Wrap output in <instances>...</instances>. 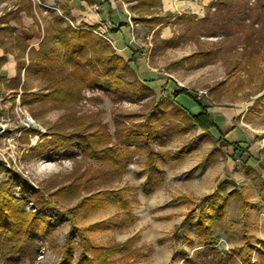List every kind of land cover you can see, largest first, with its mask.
Here are the masks:
<instances>
[{
	"label": "trees",
	"instance_id": "trees-1",
	"mask_svg": "<svg viewBox=\"0 0 264 264\" xmlns=\"http://www.w3.org/2000/svg\"><path fill=\"white\" fill-rule=\"evenodd\" d=\"M69 1V0H66ZM133 1V0H129ZM137 4L134 10L138 14L135 19L142 23L149 33L153 32L154 48L163 44L166 48L174 46L180 41H199L202 36L230 38L235 33H242L246 40V47L255 49V36L260 35L262 30H255V23L249 25V13L246 10L251 0H218L205 9V16L199 19L196 15H182L184 18L182 27L170 41H159V32L173 17L170 12H162L161 0H134ZM244 3V4H243ZM49 11L53 14L52 21L46 17L40 18V12ZM22 13L33 18L34 24L39 27L41 40L38 48L28 45L29 37L16 35L18 26H22ZM66 17V18H65ZM178 19L177 21H179ZM176 21V22H177ZM46 23V26L42 25ZM11 23H15L13 26ZM259 24V23H258ZM157 46V47H156ZM0 49L4 54H12L16 59V77L10 80L9 89L14 91V98L18 90H21V103L33 111L36 104H52L54 107L64 110H74L81 102L85 89L114 92L116 90L144 96H155L154 91L137 79L135 71L121 56L113 45L101 35L88 28L74 27L68 18V12L56 14L54 9H44L33 0H19L0 16ZM220 54L219 49L199 50L188 57L171 63L167 69H198L212 64L213 57ZM6 62V57L0 58V66ZM239 63H236L238 65ZM229 76L235 70V65L225 61ZM133 78V80H129ZM39 81L36 90L30 85V81ZM3 77L0 76V83ZM228 80L220 82L211 92L225 88ZM260 92V90H259ZM173 94L176 96L158 100L155 98L153 105L147 113L119 114L116 121L114 135L110 133L106 125L98 122L87 123L77 118L74 114L69 116V125H75L74 130L60 131L50 129L51 139L44 147H35V154L54 146L57 150L72 149L75 146L82 147V155L88 159L106 164L107 170L94 169L91 176L79 177L76 182L65 185L54 192L53 195L66 194L79 199L81 191L87 193L93 191L95 181L119 178L127 170V163L135 156L145 154V170L148 172L146 182L139 188H125L119 191L100 190L82 198L76 206L66 212V216L72 221V227L63 247L62 257L58 264H117V261H126V264H136V260L144 259L153 252L152 246L136 248L140 239V233L129 237L122 243L103 246L93 242L89 232H106L117 228L132 227L136 223L133 213V205H137L138 192L152 194L165 180V171L160 167V162L165 160V154L157 151L154 141L157 140L165 146V137L177 134H186L194 129H201L204 133L217 128L208 107L212 103L203 105L202 100L197 99L186 88H180ZM184 95L195 103L202 106L201 112L191 115L181 105L177 97ZM156 97V96H155ZM215 97V96H214ZM258 98L255 105L262 104V98ZM218 98V97H217ZM143 118L140 122L126 125V121ZM38 133V129L32 128L28 133ZM221 140V138H219ZM234 148L239 157L249 156L247 149L240 147L239 143L228 144ZM130 149L129 156L125 157V150ZM213 149L207 156L210 159ZM190 149H180V157L190 154ZM245 174L253 172L251 167H244ZM8 178L0 182V264H37L40 251V242L49 240L54 235V227L47 221L44 209L51 206V202L39 194L35 198L32 208L28 209L31 197L26 190L29 182L17 171L5 168L0 163V174ZM23 187L24 195L19 197L13 191L15 184ZM83 185H82V184ZM82 185V186H81ZM264 190V182H263ZM135 192V197L130 199L129 193ZM237 195L240 200L242 212L251 205L242 198L241 193L235 189L228 195H221L215 191L198 200L196 221L189 222L184 219L183 223L176 228L189 225L188 231L182 237V241L188 242L197 238L207 249L201 254L208 259L209 264H222L224 260L233 259L234 254H245L242 264H264V254L249 244L251 237L245 233V242L241 247H234L229 253L223 255L217 247V229L225 222L228 213L230 198ZM177 206L190 205L192 200L188 197H178ZM104 202L114 205L118 214L104 221H99L86 228H78L75 224V212L83 211L89 216L101 207ZM255 204V208H256ZM119 219L120 222H119ZM231 223L230 229L234 227ZM165 239H160L163 243ZM256 251L258 259L253 261L252 253ZM79 254V255H77ZM123 254L119 260L113 257ZM187 255H184V258ZM130 262V260H133ZM173 257L170 264L176 262Z\"/></svg>",
	"mask_w": 264,
	"mask_h": 264
},
{
	"label": "rangeland",
	"instance_id": "rangeland-1",
	"mask_svg": "<svg viewBox=\"0 0 264 264\" xmlns=\"http://www.w3.org/2000/svg\"><path fill=\"white\" fill-rule=\"evenodd\" d=\"M18 1L19 0H0V16L3 15L6 10L15 7ZM33 1L44 9L51 8L54 9L56 14H63L61 9L50 6L48 4L50 1L48 0ZM246 10L250 15L249 25L255 23L257 24L255 25V30H262L260 35L255 36V49L250 46L246 47V40L242 33H235L230 38H223L221 36H202L201 39L196 42L180 41L175 44L177 47H175L173 52L174 58L182 57L183 53H190L193 50L219 49L220 54L213 57L211 66L199 70L180 72L175 76V79L182 83L183 86L188 87L192 94L196 96L200 90L206 91L207 96L201 98L205 103H212V101H214L225 108L242 109V114L234 119L233 124L238 127L247 139H249L251 146H255V149H259V159L264 163V97L262 98V104L255 105L256 100L264 95V0H251L249 4H247ZM38 12H40V18L46 17L48 21H52L53 14L51 12L43 11L40 8ZM24 15L27 16L25 13H22V17ZM69 22L74 27H77L70 19ZM42 25L46 26V23L42 22ZM181 27L182 25H179L177 31H179ZM88 29L94 32L98 27ZM101 36L108 40L107 33ZM181 42H184L183 45H181ZM152 45L149 46L151 47ZM226 60L232 63V67L235 65V70L230 76L226 70ZM236 63L239 64L236 65ZM137 79L139 80L138 76ZM226 79L228 80V84L225 88L218 89L219 94L218 91L211 92V89ZM129 80H133V78ZM30 85L37 90L40 83L36 79H32ZM6 88L7 89L0 97V108L3 113L6 111L10 112L11 116L14 117L18 97L22 105L20 99L22 91L18 90L14 98V91H10L9 84H6ZM137 95V93L132 95L118 90L114 92H104L102 90L85 89L82 94L81 102L74 110L68 111L59 109L52 104H36L33 109L37 117L33 115L31 108L22 105L27 109L34 121L42 127L45 134L36 145L30 143L29 135H33L31 132L22 133L20 137L14 141L16 148H12L14 150L13 157L16 159L20 170H12L19 172L23 177L27 176L24 177L29 182V187L26 190L31 197V203L28 205V209L32 208V205L35 203V198L39 194L43 195L52 203L50 207L45 208L43 211L47 221L55 230L51 239L42 240L40 242L37 264H58L60 262L63 247L73 225L72 221L66 216V212L69 210L71 211L82 198L100 190L119 191L129 187L139 188L146 182L148 172L145 170L144 166L145 154L142 153L135 156L127 163V170L121 177L115 179L105 178L104 180L95 181L92 185L93 191L87 193L85 190H82V197L79 199L66 194L52 196L58 189L76 182L81 176H85L86 179L89 178L94 169L106 171L108 168L106 164L84 157L81 153V146H75L72 149L64 150H57L52 146L38 152L39 154H35L37 152L34 150L35 147L37 145H39V147L47 145L46 142L44 146H41L43 145L42 143L51 139L49 134L50 129L60 131L74 130L75 125H69V116L71 113L87 123L98 122L106 125L110 133L114 135L117 116L119 114L147 113L156 98L155 96L148 95L140 100L136 97ZM191 101L190 98L184 95L181 96V103L188 102L191 104ZM142 120L143 118L126 121V125H130L133 122H141ZM15 131L17 130L10 132L8 137L13 136V134L16 133ZM189 132L186 134L175 133L173 136L165 137V146H162L157 140L153 142L155 149L166 155L165 160L160 162V165H162V168H164L171 177L167 178L166 183L155 196L149 197V195L142 194L143 192L141 191L138 192L137 198L139 203L133 205V213L137 221L135 226L117 228L106 232H89L88 237L93 242L103 246L122 243V241L124 242L125 239L127 240L132 234L135 235L139 230L146 233L151 228L152 222L157 221L160 225V229L156 238L161 237L165 239L163 243L169 246V254H172V259L173 257L177 259L174 264H209L208 259L201 256V253L205 251L207 247L198 242L197 238L193 237V239L188 242L181 240L188 231L189 225L185 228L182 227L178 229L175 227L169 229L163 221L165 220L163 219L166 215L165 213L173 209L174 205H176L175 200L185 195L192 198H190L192 200L191 206L193 205L194 207L185 206L180 216L184 217V219L188 218V224L189 222L196 221L197 218L196 213H198V209L196 203L199 197L190 193L191 187L194 185L193 183L196 182L194 180L195 176L188 172L178 174L181 161L184 159L180 157L179 151L183 147L192 151L194 150V146H198V150L205 152L208 148L206 147L207 143L201 139V136H193L194 133L192 130ZM203 147H206V149L203 150ZM3 148H8V144L4 142ZM11 150L9 149V153ZM129 154L130 149L125 150V157H128ZM204 164L201 165L200 170L204 168ZM236 164L237 166L230 173L232 179L230 178L227 180L224 186L225 189L224 191L222 190V192L231 188L233 182H237L238 187L244 193V199L249 203H255L257 206L255 208V214L251 213L250 209L248 210V215L246 213L242 214L239 209L240 200L238 197L232 198L228 216L225 222L216 231L217 247L218 250L225 255L236 247V245L242 243L246 239L243 227L234 225V227L230 229V225L231 223L235 224V222L240 226L243 223L247 224L246 216L250 219L252 215H255V226H250L249 232L255 233V240L252 241V243L255 244L257 250H260L264 254V199L262 196V192H264L262 189L264 179L256 174L247 177L241 162L236 161ZM7 178L5 174H0V182ZM13 191L19 197L24 195L23 187L18 183L15 184ZM129 196L132 200V197H135V192L132 191L129 193ZM191 209H194L196 213L192 214L190 212ZM116 214H118L117 208L108 202H104L101 207L88 217L84 215L83 211L75 212L74 224L78 228H86L96 222L108 220ZM241 215H243V218ZM184 219L180 218L177 223L181 225ZM120 220L121 219H119V222ZM160 239H158V241L154 240L149 242L150 246L156 247L159 244H163L159 242ZM140 240L141 233L139 241ZM138 242L135 246L136 248L139 247ZM154 250L148 257L136 260L135 263L157 264V258L153 254ZM122 255L123 254H119L113 257V259L119 260ZM184 255H187V257L184 258ZM241 255L234 254L233 259L229 261L224 260L222 264H242ZM235 256H238V259ZM252 257L254 258L253 261L258 259L256 251L252 253ZM133 261L134 259L130 260V262ZM170 262L168 264H170ZM117 264H126V261H117Z\"/></svg>",
	"mask_w": 264,
	"mask_h": 264
},
{
	"label": "crops",
	"instance_id": "crops-1",
	"mask_svg": "<svg viewBox=\"0 0 264 264\" xmlns=\"http://www.w3.org/2000/svg\"><path fill=\"white\" fill-rule=\"evenodd\" d=\"M48 1H50L48 3L50 6H55L56 8L61 9L62 12H68V18L79 28H99L101 24H104L106 26L108 40L113 45L117 54L129 63V65L137 74L139 80L154 91L157 100L161 97L174 98L176 95L173 93L178 91L180 88H186L189 90L188 87L183 86L182 83L175 79V76H177L178 73L189 71V69L169 70L167 69V66L177 60L188 57L197 51L193 50L190 53L185 52L182 54V57L174 58L173 52L177 45L166 48L160 42L158 47L156 46L157 48L155 49L153 44L154 42L152 40L154 33H149L142 23H137L135 21V19L138 18V14L134 10L135 5L137 4L136 1ZM217 1L218 0H161L162 12L173 13L174 17L161 28L159 32V41H170L174 37L175 32L177 33V27L179 25L181 26L184 22V18H180L182 15H196L199 19H202L205 16V9ZM178 19L180 20L177 21ZM11 24L16 26L15 23ZM16 35L29 37L27 42L28 45L38 48L39 42L41 40V33L39 27L34 24L33 18L24 15L22 18V26H18ZM149 43L153 45L150 47ZM183 43L184 42H181V45H183ZM3 56L6 57V62L0 66V76L3 77V81L0 83V97L7 89L6 84H9L10 80L15 78L17 74V63L15 56L12 54L5 55L4 51L0 49V58ZM211 65L212 64H209L207 66L198 68V70L207 68ZM10 91H12V89H10ZM181 96L183 95L177 97L178 102L183 105L191 115L201 112L202 106L193 101H191V104L188 103L190 101L187 103H181ZM202 103L203 105L208 104L205 103V101H202ZM208 111L212 114L217 128L212 129L207 133H204L201 129L192 130L194 133L193 136H201V139L207 143L206 147L208 150L201 152L202 150H198V146H194V150H192L190 154L181 157L184 159L181 161L178 174L188 172L189 174L195 176L194 180L196 182L193 183L194 185L191 187L190 193L196 197H199L197 198L198 200L215 191H218L221 195H228L234 189L238 193H241L242 198H244V193L238 187L237 182H233V186H231V188L228 190H225V192H222V190L224 191V186L227 180L230 178L232 179L230 173L237 166L236 161L241 162L243 169L244 167H251L253 169V172L250 175L245 174L247 177L256 174L264 179V163L259 159V149H255V146H251L249 139H247V137L241 133L238 127L233 124L234 119L242 114V109L225 108L212 101V106L208 107ZM219 138H221V140H219ZM229 143H239L240 147L243 149L248 148L247 152L249 153V156L245 155L242 158L239 157L240 153H235L234 148L228 145ZM206 147H203V150H205ZM213 149H218V151L214 152L210 159L207 160V156ZM202 164L205 166L200 170ZM160 167L162 168V165H160ZM162 169L165 171V180L162 185L152 194H142L149 195V197L155 196L166 183L167 178L171 177V175H168L164 168ZM185 196L191 198L188 195ZM262 196L264 199V192H262ZM233 197L238 196H231L230 202ZM250 204L253 206L244 212H242L239 208L242 214L246 213L248 215L249 209L251 213L255 214V203ZM185 206H191V204L183 206L174 205L173 209L168 210V212L165 213L166 215L163 218L165 220H162L166 226L169 227V229L179 226L180 223H177V221L180 218L184 219V217H181L180 215L184 211ZM191 207L194 206L192 205ZM242 216L243 215H241V217ZM246 221L247 224L243 223L241 226L235 222V226L237 225V227H243L244 233L251 237L249 244L252 247H255V244L252 243V241L255 240V233L249 232L250 226H255V215H252L250 219H248L246 216ZM159 229L160 225L158 222L153 221L151 228L146 233L139 230L138 232L141 233V240L138 242L139 247L143 245L150 246L149 242L154 240L158 241V239L161 238H156L158 236ZM198 242L200 241L198 240ZM244 242L245 240L239 245H236V247H241ZM168 249L169 246L166 243L153 247V254L157 258V264H168L171 261L172 254H169ZM235 257L238 259V256ZM241 257L243 259L245 254H242Z\"/></svg>",
	"mask_w": 264,
	"mask_h": 264
},
{
	"label": "built area",
	"instance_id": "built-area-1",
	"mask_svg": "<svg viewBox=\"0 0 264 264\" xmlns=\"http://www.w3.org/2000/svg\"><path fill=\"white\" fill-rule=\"evenodd\" d=\"M105 29L106 26L104 24H101L100 27L94 32L104 36L106 34ZM149 44L151 45V43ZM205 96H207V92L200 90L196 97L197 99L201 100V98ZM16 103L17 104L14 117L11 116L10 112L6 111L5 113H3L0 108V163L5 168L10 170H20L17 165L16 159L13 157V149L16 148L14 145V141L17 140V138L20 137L22 133L29 132V130H31L32 128H36L38 129V133L29 135L30 143L32 145H36L40 141V138L45 134V131L40 125L36 123V121H34L27 109L20 104L19 97L17 98ZM14 130H17L15 131L16 133L13 134V136L8 137L10 132H13ZM4 142L8 144V148L6 149L3 148ZM9 149H12L10 153Z\"/></svg>",
	"mask_w": 264,
	"mask_h": 264
}]
</instances>
